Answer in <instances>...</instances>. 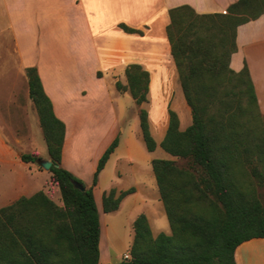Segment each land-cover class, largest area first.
<instances>
[{
	"label": "trees",
	"instance_id": "trees-1",
	"mask_svg": "<svg viewBox=\"0 0 264 264\" xmlns=\"http://www.w3.org/2000/svg\"><path fill=\"white\" fill-rule=\"evenodd\" d=\"M261 15L264 0H238L225 14L198 15L186 5L170 9L166 36L191 125L180 131L176 113L168 110L160 147L190 168L151 161L171 235L153 237L146 216L138 215L132 223L130 259L117 264H236L239 246L264 240V202L256 194V187H264V115L247 67L239 72L229 67L237 27ZM25 74L62 206L38 191L0 208V264H98L100 221L92 190L119 139L99 158L92 187L75 189L72 182L82 183L61 167L65 125L54 115L37 69L28 67ZM124 74L127 85L116 82L115 88L129 91L146 150L153 152L157 144L142 108L149 74L137 64L128 65ZM20 159L26 164L38 160L30 155ZM132 192L117 197L114 189L104 193L102 212L118 210Z\"/></svg>",
	"mask_w": 264,
	"mask_h": 264
},
{
	"label": "crops",
	"instance_id": "crops-1",
	"mask_svg": "<svg viewBox=\"0 0 264 264\" xmlns=\"http://www.w3.org/2000/svg\"><path fill=\"white\" fill-rule=\"evenodd\" d=\"M237 1L0 0V32L7 31L13 33L16 31L26 32L33 30L51 32L53 37L56 34V37L60 41H65L68 54L66 61V70L68 72L66 75L72 81H78L84 77H88L99 82L103 81L105 77L108 78L110 75L114 76L116 73L121 72L124 76L125 83L119 82L123 86H126L127 82L124 74L126 67L131 64L140 65L149 74V89L146 102L142 104V108L148 114L149 129L157 146L153 152L146 150L139 127L135 138V148L140 151L142 150L141 157L150 161L151 164V161L156 158L160 160H169L171 157L175 158L160 147V143L168 127V110H171V106L170 102H168V108L165 110V106L163 107L161 105V100L159 99L172 98L174 96L181 102L185 101L166 36V28L170 23V9L186 5L191 7L198 15L225 14L227 9ZM120 25L137 30L140 34L127 33L120 28ZM235 42L237 49L231 55L229 67L234 72H239L244 66L247 67L255 89L258 105L264 113V15H261L254 21L238 26ZM23 71L25 74V69ZM37 72L44 93L52 103L54 115L65 125V136L61 152V167L77 178L85 189H89L92 186L93 175L99 158L116 138L117 134L113 130V122L110 129L107 130L95 116L89 113L93 110L92 107L89 104L86 106L81 101L83 95L89 93V91L86 92L82 89L77 92L72 90L56 91L57 89L55 88L53 91H47L38 69ZM60 79H63V77L60 76ZM111 86L115 88V84H111ZM56 88L58 87L56 86ZM112 92H115L114 97L122 95L117 90ZM76 93L79 94L80 98H76ZM26 94L28 95V91H26ZM90 94H93V92L90 91ZM123 95L131 97L129 91L123 92ZM152 100L155 104L149 110L147 105ZM9 102L5 109L0 105V117L2 116L3 120L6 119L7 128L9 117L5 118V115L10 114ZM134 106H136L135 103ZM14 108L19 110L21 106L15 105ZM186 112L188 125L184 126L179 121L180 131H185L191 125V112L190 110ZM134 117L139 124L137 113H134ZM153 129L156 130L155 133ZM118 137V146L109 157L104 169L99 173L97 184L93 188L94 190L100 186L107 169L109 166H112L113 176H111L112 178L107 184V190L102 195L108 193L112 188L114 178L119 171L117 163L123 161L132 165L138 161L133 147H128L122 154H117V151L123 144V133H120ZM95 138L100 140V145H98L96 152L93 153L89 160L91 162L89 164V177L91 179L87 182L88 179H85V174L80 172L84 161L86 164V160L82 157L81 152H85V143L89 142L91 144ZM6 140L7 137H3V140L1 139L2 145L8 144ZM41 160L46 161L49 158L47 156ZM39 174L43 173L39 172ZM93 190L92 193L94 192ZM39 191H43L55 204L60 205L61 201L57 200V196L52 199L47 189L42 188ZM36 192L38 191L31 192L30 188L27 187L13 186L11 190L0 194V208L11 205L21 197L29 198ZM136 192L125 196L118 210L114 212L118 213L123 207L125 199L130 195L136 194ZM152 199L153 202L155 201L153 205L148 204V206L142 208V214L147 218L151 234L153 237H156L160 233L170 236V233L166 232L167 229L170 231V228L163 205L160 201L159 193L158 195L155 194ZM137 216L138 214L135 213L129 220L132 240V223ZM99 221L101 232L102 221L100 218ZM244 246H249L252 250H254L253 248H260L261 253H239L245 259L244 262H241L238 259L237 251L241 252ZM262 246H264V240L262 239L251 240L242 244L234 253L235 263L264 264V247ZM100 257L99 253L98 264H101Z\"/></svg>",
	"mask_w": 264,
	"mask_h": 264
},
{
	"label": "rangeland",
	"instance_id": "rangeland-1",
	"mask_svg": "<svg viewBox=\"0 0 264 264\" xmlns=\"http://www.w3.org/2000/svg\"><path fill=\"white\" fill-rule=\"evenodd\" d=\"M67 57L65 41H60L56 34L53 37L51 32L33 30L13 33L0 32V105L5 109L8 101H10L11 109L10 114L5 115V118L9 117L8 128L6 119L3 120L2 116L0 117V194L11 190L13 186L27 187L30 188L31 192L43 188L49 191V196L52 199L57 196V200L61 201L58 206H62L59 190L56 184L51 181V174L38 166L36 162L26 164L20 159L22 155H30L36 159L47 157L45 140L37 113L32 101L26 94V91H28L27 77L23 69L26 70L28 67L37 68L47 91H53L54 88L57 89L56 91L72 90L77 92L81 89L86 92L89 91L81 98L83 104L86 106L89 104L92 107L93 110L89 113L95 116L107 130L110 129L113 122L116 137L123 133V144L117 154H122L128 147H133L138 158L137 163L132 165L123 161L117 163L119 171L111 188L116 191L115 196L117 197L121 192L129 189H132L134 193L137 191L136 194L125 199V203L118 213L105 214L102 212L101 207L102 193L107 190V184L113 176L112 166L107 169L100 186L93 190L95 205L102 221L99 240L101 264H116L123 260L124 254L129 253L128 250L132 244L130 218L135 213L142 214L143 207L155 203L152 199L155 194L158 195L155 178L150 161L141 157L142 150L135 148V138L139 124L134 117V113L138 115V107L134 106L131 97L125 96L123 93L119 97H114L115 92H112L116 90L111 84L114 85L119 81L125 83L122 73H116L114 76L110 75V77H105L103 81L99 82L88 77L72 81L66 75L68 72L66 70ZM60 76L63 79H60ZM168 85L170 86V84ZM90 91L93 94H90ZM75 96L77 98L79 94L76 93ZM159 100H161V105L165 106V110H167V104L170 102V109L175 111L178 120L181 121L182 125H188L186 111L190 108L185 101L181 102L174 96ZM154 104L153 100L150 101L147 108L151 110ZM15 105H20L21 108L19 110L15 109ZM259 111L264 115L260 107ZM153 132L155 133L156 130L153 129ZM3 137H7L8 144L2 145L1 139L3 140ZM99 143L98 138H95L91 144L86 142L84 145L86 147L85 152H81L86 164L84 161L80 172L85 174V179H88L87 182L91 179L89 177V164L91 163L89 160L96 152ZM169 161H174L179 169L188 170L190 168L187 161L172 157L169 158ZM39 172L43 174H39ZM253 185L256 187V183H253ZM256 194L264 202V187H256ZM166 232L171 235L169 229ZM253 249L244 246L241 252L237 251L238 259L241 262L245 260L239 253H261L260 248ZM249 250L251 251L249 252Z\"/></svg>",
	"mask_w": 264,
	"mask_h": 264
},
{
	"label": "water",
	"instance_id": "water-1",
	"mask_svg": "<svg viewBox=\"0 0 264 264\" xmlns=\"http://www.w3.org/2000/svg\"><path fill=\"white\" fill-rule=\"evenodd\" d=\"M37 165L40 166L42 169H44L45 171H49L50 167H51V161L50 160H41V159H38L36 161ZM72 185L75 189L81 191V192H84L85 191V187L78 183V182H72Z\"/></svg>",
	"mask_w": 264,
	"mask_h": 264
},
{
	"label": "built area",
	"instance_id": "built-area-1",
	"mask_svg": "<svg viewBox=\"0 0 264 264\" xmlns=\"http://www.w3.org/2000/svg\"><path fill=\"white\" fill-rule=\"evenodd\" d=\"M129 257H130L129 255H127V254H124V255H123V260H128V259H129Z\"/></svg>",
	"mask_w": 264,
	"mask_h": 264
}]
</instances>
